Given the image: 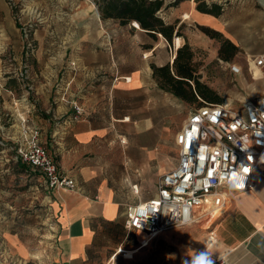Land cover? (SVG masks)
<instances>
[{
  "label": "crops",
  "instance_id": "0c3cea01",
  "mask_svg": "<svg viewBox=\"0 0 264 264\" xmlns=\"http://www.w3.org/2000/svg\"><path fill=\"white\" fill-rule=\"evenodd\" d=\"M224 1L227 4L184 0L169 6L173 0H165L159 16L182 35L172 44L140 25L98 16L92 36L72 42V61L62 76L51 73V80L45 81L47 73L40 72L39 129H33L39 130L60 172L76 186L52 192L57 229L39 240V264H172L173 255L175 264H191L195 255L206 251L211 235L216 240L208 250L213 264H264L261 175H256L253 189L228 193L223 210L210 215L199 211L189 225L154 238L125 226L128 207L156 197L162 176L179 161L176 135L182 129L173 133L165 127L172 123L179 99L159 87L152 66L173 62L176 39L181 46H198V27L213 28L238 44L235 31L253 28L255 3L234 0L248 8L237 13L233 1ZM202 2L221 6V15L199 12ZM74 104L83 109L77 120ZM8 244L20 256L31 257L18 238Z\"/></svg>",
  "mask_w": 264,
  "mask_h": 264
},
{
  "label": "rangeland",
  "instance_id": "374dc122",
  "mask_svg": "<svg viewBox=\"0 0 264 264\" xmlns=\"http://www.w3.org/2000/svg\"><path fill=\"white\" fill-rule=\"evenodd\" d=\"M227 1H233L231 8L236 7L237 13L248 9L239 1ZM252 1L256 11L251 16L253 28L235 31L238 44L233 43L239 51L230 61L241 67L242 75L232 74L229 62L219 58L221 43L211 38L213 32L198 27L196 39L202 42L190 46L200 83L217 93L221 104L236 109L264 96V80L254 75L251 65L264 50V30L259 29L263 8ZM94 6L95 0H0V264H39V240L51 237L57 229L52 192L40 173L17 159V148L34 127L39 129L40 72L47 73L43 79L49 81L51 73L62 76L69 69L72 42L91 37L95 19L99 22ZM179 49L173 48V61ZM21 74L28 78L21 81ZM199 99L194 104L177 101L174 119L165 127L173 133L180 131L190 112L199 103H207ZM13 237L27 247L31 257L24 258L9 246Z\"/></svg>",
  "mask_w": 264,
  "mask_h": 264
},
{
  "label": "built area",
  "instance_id": "2783aa9c",
  "mask_svg": "<svg viewBox=\"0 0 264 264\" xmlns=\"http://www.w3.org/2000/svg\"><path fill=\"white\" fill-rule=\"evenodd\" d=\"M251 65L254 75L264 80V54L254 57ZM227 66L232 74L242 75L239 65L229 62ZM27 78L21 74V81ZM74 108L77 120L83 109L77 104ZM176 144L177 167L162 176L156 197L128 207V230L143 231L154 238L194 223L199 211L210 215L223 210L228 193L253 189L256 175L264 177V96L242 109L229 103L193 109L176 136ZM17 159L39 171L51 192L73 190L76 186L74 180L60 172L37 129L19 145ZM233 173L245 177L240 187L230 186ZM215 243L211 235L207 251Z\"/></svg>",
  "mask_w": 264,
  "mask_h": 264
},
{
  "label": "trees",
  "instance_id": "16d2710c",
  "mask_svg": "<svg viewBox=\"0 0 264 264\" xmlns=\"http://www.w3.org/2000/svg\"><path fill=\"white\" fill-rule=\"evenodd\" d=\"M184 0H173L169 6H175ZM97 9L102 21H119L121 25L138 23L141 29L156 36L161 34L170 44L175 36L181 37L180 31L175 33L174 25H166L160 18L159 13L165 7V0H95ZM197 10L204 14L218 17L221 15L222 7L217 4L207 5L202 2L197 6ZM202 30L213 32L211 38L220 41L219 58L230 62L237 55L238 47L223 34L206 27ZM208 34V33H207ZM194 53L189 43L178 50L173 66L170 64L164 67L152 66L153 77L159 87L172 94L175 98L190 104L198 102L202 98L205 102L199 103L196 108L205 104H221L223 99L217 93L200 83L197 77L196 68L193 63ZM202 99H199L202 101ZM195 108V109H196Z\"/></svg>",
  "mask_w": 264,
  "mask_h": 264
},
{
  "label": "clouds",
  "instance_id": "9594fccd",
  "mask_svg": "<svg viewBox=\"0 0 264 264\" xmlns=\"http://www.w3.org/2000/svg\"><path fill=\"white\" fill-rule=\"evenodd\" d=\"M244 171H247V169H245ZM233 176V183L230 185L231 187H240V183L245 179V177L243 176H237L236 173L232 174ZM211 253L207 251L200 253L199 255H195L194 258H192L191 260V264H213V262L211 261L210 257H211Z\"/></svg>",
  "mask_w": 264,
  "mask_h": 264
},
{
  "label": "bare ground",
  "instance_id": "6f19581e",
  "mask_svg": "<svg viewBox=\"0 0 264 264\" xmlns=\"http://www.w3.org/2000/svg\"><path fill=\"white\" fill-rule=\"evenodd\" d=\"M186 18H188V17H186ZM134 25L136 27L140 28L138 23L135 22ZM175 47H176V49H179L181 47V41L179 39H176ZM126 255H127L128 258H132L133 257V253H131V252L127 253Z\"/></svg>",
  "mask_w": 264,
  "mask_h": 264
},
{
  "label": "water",
  "instance_id": "95a60500",
  "mask_svg": "<svg viewBox=\"0 0 264 264\" xmlns=\"http://www.w3.org/2000/svg\"><path fill=\"white\" fill-rule=\"evenodd\" d=\"M256 1L264 9V0H256ZM96 13L100 17V13H99L98 9H97ZM173 63H174V61H173Z\"/></svg>",
  "mask_w": 264,
  "mask_h": 264
}]
</instances>
